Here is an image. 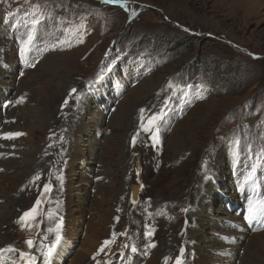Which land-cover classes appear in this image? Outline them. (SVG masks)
<instances>
[{
  "label": "rangeland",
  "instance_id": "rangeland-1",
  "mask_svg": "<svg viewBox=\"0 0 264 264\" xmlns=\"http://www.w3.org/2000/svg\"><path fill=\"white\" fill-rule=\"evenodd\" d=\"M153 115L159 143L144 131ZM67 160L65 183L89 192L105 225L70 239L55 264H175L181 249L197 264L202 246L216 264L221 245L229 262L264 264V224L240 225L264 199V0H0V175L21 182L14 197L0 186V248L39 256L25 242L62 217Z\"/></svg>",
  "mask_w": 264,
  "mask_h": 264
},
{
  "label": "bare ground",
  "instance_id": "bare-ground-1",
  "mask_svg": "<svg viewBox=\"0 0 264 264\" xmlns=\"http://www.w3.org/2000/svg\"><path fill=\"white\" fill-rule=\"evenodd\" d=\"M169 121H170V119H168V120L166 119L165 123H168ZM165 127L166 126L164 125L163 128H165ZM145 135H147L149 137L148 133H146ZM150 139H152V138H150ZM75 145L76 146H74L72 148V150H71L72 154L69 157L74 158V157H77L79 155L80 148L77 144H75ZM37 155H36V152H33L32 161L34 158H36ZM79 159L84 161V155H81L80 158L78 157V160ZM70 161H68V160L66 161L65 170H63L62 175H61V180H62L61 182L64 186L63 202H64V206H65L63 213H62V217H63V240H62L61 245L58 247L59 251L57 250V255H56V258H55L53 264H55L56 261L61 258V255H62L61 251L65 245H68V243L70 242V239L72 240L73 237H76L78 235L83 234L85 230H90L93 233L94 237L97 239L98 237H100L102 235L103 226L105 225V223L102 222L104 220V218L101 217L100 207L95 202H93V204H91L90 207H87V205H86V200L90 196L89 192L86 191L85 192L86 194H85L84 192H82L81 190L78 189V187H80V186L70 184L69 181H68V183H65L67 180L66 179V176H67L66 170L68 168V162H70ZM71 163H73V162H71ZM141 169H142V163H141L140 157L138 156V158L136 159V171L139 172ZM25 170L27 171V173L30 172L31 165L25 166ZM9 173H10V171L8 173H7V171L2 172V174L0 175V186H3V189H4L3 194H2L3 196L14 197L17 194V191L21 186V182L19 181L20 180L19 177H15V178L11 179L12 181H8L9 179H8L7 174H9ZM208 180L210 181L211 179H208ZM212 180H214V183L217 182L216 178H214ZM212 180H211V183H213ZM94 181L91 179V180H88L87 183L90 184V186H92L94 184ZM94 187H95V185H94ZM97 187L99 190L101 189V185L98 184ZM76 190H79L78 193H76ZM137 193H138V189H132L131 196L136 197ZM210 200L211 199H209V201ZM248 203H247V205H248ZM246 208H247V206H246ZM230 213H231V211H230ZM88 214H90L89 219L87 218ZM231 214H233V213H231ZM7 215L8 214L0 215V229H1L2 225L8 223V216ZM105 219L108 222L110 221V212L109 211L107 212V217ZM140 220L142 221L143 224H149V222H150V220L148 218H144V219H140ZM46 221L47 220H44L43 223L45 224ZM51 223H53V222H51ZM246 224H247L246 219L240 220L241 227L246 226ZM259 224H264V221L258 220L256 223L252 224L251 231L255 230V226L259 225ZM54 225H55V223H54ZM54 225H52V226H54ZM236 227H237V225L235 226L234 229H236ZM52 237H53V235H52ZM7 247L8 246H4L3 248H7ZM202 247L199 248L200 252H199L198 256L195 252H193V253H194L195 257L197 256L196 257L197 258V264H208L210 254L208 253V251L202 249ZM14 248L19 250V247H14ZM208 248L211 249L212 247H208ZM219 248H220L219 255H221V256L219 258L220 259L219 262H217L216 264H241V261L239 263H236V262H234L235 261L234 259L229 262V259H230L229 255L232 253V251L230 249L224 247V245H221ZM15 253L17 254V256H12L10 253H5L4 254L5 259L7 258L8 260L9 259L15 260L17 257H19L18 252H15ZM37 253L39 254V250H37ZM217 254H218V252H217Z\"/></svg>",
  "mask_w": 264,
  "mask_h": 264
},
{
  "label": "snow or ice",
  "instance_id": "snow-or-ice-1",
  "mask_svg": "<svg viewBox=\"0 0 264 264\" xmlns=\"http://www.w3.org/2000/svg\"><path fill=\"white\" fill-rule=\"evenodd\" d=\"M105 3H120L121 0H104ZM38 9V6H37ZM35 15V14H34ZM39 18H34L32 20V24H38ZM32 35L29 34L27 37V40H25L22 44V51H27L29 48V45L32 42ZM55 47V45H53ZM32 67H35V65H31ZM73 92H76V89L72 90ZM23 97H21L19 100H17V103L22 102ZM65 104H67V101H65ZM159 115H153L147 120V124L144 126V131L152 132V139L154 142L159 143V127H158V121L160 120ZM143 119V117H142ZM25 135V133L21 132H7L3 134L4 139H13L19 136ZM236 145H239V141H236ZM235 155H239L238 152L235 153ZM36 179H40L39 176L36 177ZM57 179H60V177H57ZM251 179V177H249ZM243 187V186H241ZM49 185H44V192L50 191ZM133 203L136 201L133 200ZM42 201L40 199L36 200L35 205L29 209L28 211L24 212V214L17 220V223L20 224L22 228H32L33 222L36 220V217L39 215V209ZM49 218L51 219L53 216V213H49ZM117 220L119 217L116 218ZM249 223H252L257 220L264 221V199L256 200V201H249L247 208H246V215L244 217ZM47 233L52 234L54 238L50 239L48 234H41L42 239H40L38 242L34 241L33 239L29 238L26 240V244L29 249H33L35 247L39 248V256L33 254L32 252H24L19 251L15 249L12 246H8L7 248H0V264H6L5 261V253H12V252H18L19 254V261L22 262V264H37V261H42V264H52L53 257L57 253L58 247L61 245L63 240V217H59L56 220V223L53 227L47 228ZM148 236L153 235V231H149ZM120 235H127V233H120ZM116 238V234H113L112 239L105 240L103 242V245L100 247L96 255H100L101 253L105 252V249L110 244L114 243ZM125 248H129V245H124ZM149 247H155V244H150ZM130 251L132 253H135L138 251L135 245L130 246ZM184 255V249H181L180 256L176 257L175 264H183L182 257ZM95 258V257H94ZM7 264H17V261L9 259L7 261ZM97 264H100L99 261H97Z\"/></svg>",
  "mask_w": 264,
  "mask_h": 264
},
{
  "label": "water",
  "instance_id": "water-1",
  "mask_svg": "<svg viewBox=\"0 0 264 264\" xmlns=\"http://www.w3.org/2000/svg\"><path fill=\"white\" fill-rule=\"evenodd\" d=\"M25 249L27 250V251H31L32 249H29L28 248V246H27V244L25 243Z\"/></svg>",
  "mask_w": 264,
  "mask_h": 264
}]
</instances>
